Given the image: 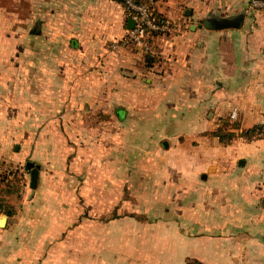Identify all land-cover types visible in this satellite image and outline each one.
Returning a JSON list of instances; mask_svg holds the SVG:
<instances>
[{"label":"crops","instance_id":"obj_1","mask_svg":"<svg viewBox=\"0 0 264 264\" xmlns=\"http://www.w3.org/2000/svg\"><path fill=\"white\" fill-rule=\"evenodd\" d=\"M34 1L30 19L7 17L0 2L3 148L14 142L16 159L38 158L70 128L102 138L100 113L116 110L135 152L160 154L161 144L160 182L174 193L159 200L176 206L114 264H264V138L242 136L264 122L263 10L249 0H152L172 27L144 51L111 48L131 19L117 0ZM242 10L239 28L201 23ZM232 109L234 136L222 143L215 131Z\"/></svg>","mask_w":264,"mask_h":264},{"label":"rangeland","instance_id":"obj_2","mask_svg":"<svg viewBox=\"0 0 264 264\" xmlns=\"http://www.w3.org/2000/svg\"><path fill=\"white\" fill-rule=\"evenodd\" d=\"M0 2L7 17L23 19L31 18L30 5L36 4ZM110 111L100 113L102 138L79 136L70 128L64 138H54L53 152L38 158L16 159L17 144L11 141L4 149L0 138V163L6 167L0 173V218L6 219L0 225V264H114L126 256V243L153 234L150 227L160 224L164 211L175 209L169 197L159 200L174 193L160 182L165 178L159 169L165 162L161 144L160 154L135 152L127 123ZM81 124L94 128L98 120ZM236 124L225 119L220 133L227 138V129ZM263 131L252 138H264ZM28 160L40 165L33 192Z\"/></svg>","mask_w":264,"mask_h":264},{"label":"built area","instance_id":"obj_3","mask_svg":"<svg viewBox=\"0 0 264 264\" xmlns=\"http://www.w3.org/2000/svg\"><path fill=\"white\" fill-rule=\"evenodd\" d=\"M121 2L124 9L130 14L133 20L132 28H128L125 31L124 36L120 41L111 42V48H115L118 45L136 46L144 51L148 49V39L154 34H163L168 32L172 23L164 17H158L152 8V0L148 2H142L139 0H117ZM250 8L264 9V0H251ZM237 117L236 109H232L229 113V118L235 120ZM264 135V131L262 133ZM6 167L0 163V173Z\"/></svg>","mask_w":264,"mask_h":264},{"label":"water","instance_id":"obj_4","mask_svg":"<svg viewBox=\"0 0 264 264\" xmlns=\"http://www.w3.org/2000/svg\"><path fill=\"white\" fill-rule=\"evenodd\" d=\"M243 17L244 11L242 10L240 13L232 16H208L202 19L201 23L206 29L212 30H219L225 28H239L242 24ZM133 23V20H128L129 28H132ZM163 145L167 146V143L163 142ZM25 166L30 171L29 187L32 189L33 192L37 184L39 165L36 164L34 161L28 160L25 162ZM0 220H3V223L0 224L1 226H3L6 220L5 217H1Z\"/></svg>","mask_w":264,"mask_h":264},{"label":"trees","instance_id":"obj_5","mask_svg":"<svg viewBox=\"0 0 264 264\" xmlns=\"http://www.w3.org/2000/svg\"><path fill=\"white\" fill-rule=\"evenodd\" d=\"M139 1H142V2H148L149 0H139ZM121 3V2H120ZM122 4V3H121ZM123 5V4H122ZM125 12L127 13V17H130V14L127 10H125ZM157 33H154L153 35H155ZM220 127L218 128L216 131H215V134L216 136L218 137L219 141L222 142V143H228L232 137L234 136L233 133L231 132H228L227 133V138L224 137V135H222L220 132H223L224 129ZM264 129V122L263 123H260V124H255L253 125L252 127H250L249 129L245 130L242 132V136L246 139V140H250L252 139V136L256 133H261L262 130ZM225 132V131H224Z\"/></svg>","mask_w":264,"mask_h":264},{"label":"bare ground","instance_id":"obj_6","mask_svg":"<svg viewBox=\"0 0 264 264\" xmlns=\"http://www.w3.org/2000/svg\"><path fill=\"white\" fill-rule=\"evenodd\" d=\"M3 223V220H0V224H2Z\"/></svg>","mask_w":264,"mask_h":264}]
</instances>
